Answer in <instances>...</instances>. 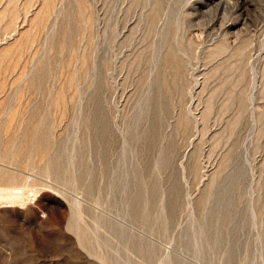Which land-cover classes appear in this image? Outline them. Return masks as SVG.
Segmentation results:
<instances>
[{"label": "rangeland", "instance_id": "374dc122", "mask_svg": "<svg viewBox=\"0 0 264 264\" xmlns=\"http://www.w3.org/2000/svg\"><path fill=\"white\" fill-rule=\"evenodd\" d=\"M0 264H264V0H0Z\"/></svg>", "mask_w": 264, "mask_h": 264}]
</instances>
